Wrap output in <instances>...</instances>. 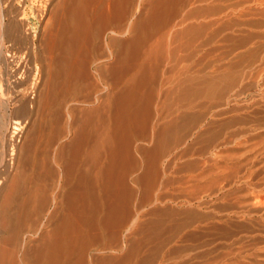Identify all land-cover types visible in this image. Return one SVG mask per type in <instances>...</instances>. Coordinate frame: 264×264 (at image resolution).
I'll use <instances>...</instances> for the list:
<instances>
[{
    "label": "bare ground",
    "instance_id": "obj_1",
    "mask_svg": "<svg viewBox=\"0 0 264 264\" xmlns=\"http://www.w3.org/2000/svg\"><path fill=\"white\" fill-rule=\"evenodd\" d=\"M186 3L157 19L166 0H45L39 31L0 18V264H134L165 134L185 116L152 112V38Z\"/></svg>",
    "mask_w": 264,
    "mask_h": 264
},
{
    "label": "rangeland",
    "instance_id": "obj_2",
    "mask_svg": "<svg viewBox=\"0 0 264 264\" xmlns=\"http://www.w3.org/2000/svg\"><path fill=\"white\" fill-rule=\"evenodd\" d=\"M23 1L0 0V18L39 31L45 0ZM164 30L152 38L163 42L151 109L169 119L178 104L185 116L165 134L133 263H264V0H187ZM195 73L197 85L185 81Z\"/></svg>",
    "mask_w": 264,
    "mask_h": 264
},
{
    "label": "crops",
    "instance_id": "obj_3",
    "mask_svg": "<svg viewBox=\"0 0 264 264\" xmlns=\"http://www.w3.org/2000/svg\"><path fill=\"white\" fill-rule=\"evenodd\" d=\"M178 3V0H166V4L165 5H163V6H158L157 8L159 9V10H157V8H155V12H157V14H156V16L155 17H157V19H158V17H159V15H161L162 13L163 14H165V13H168L169 12V10L168 9H173L172 7V5H174V4H177ZM172 6V7H171ZM156 7V6H155ZM157 10V11H156ZM167 10H168V12H167ZM158 11L161 13H158ZM179 13H180V11L179 12H176V14L172 17V20H176L178 17H179ZM160 18V17H159ZM171 20V21H172ZM170 21V22H171ZM171 24V23H170ZM169 24V25H170ZM164 30V29H163ZM176 33H179V32H176ZM153 41V40H152ZM154 41H156V42H160V41H158L157 39L156 40H154ZM161 46V45H160ZM160 46H158V49H159V47ZM163 47H166V45H163Z\"/></svg>",
    "mask_w": 264,
    "mask_h": 264
}]
</instances>
